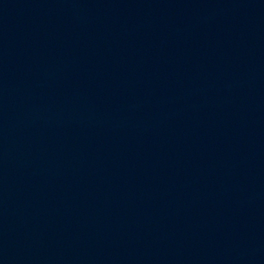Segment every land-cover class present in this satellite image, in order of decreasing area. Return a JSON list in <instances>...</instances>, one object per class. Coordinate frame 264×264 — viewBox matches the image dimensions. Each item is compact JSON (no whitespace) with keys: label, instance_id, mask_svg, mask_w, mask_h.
Returning <instances> with one entry per match:
<instances>
[{"label":"water","instance_id":"95a60500","mask_svg":"<svg viewBox=\"0 0 264 264\" xmlns=\"http://www.w3.org/2000/svg\"><path fill=\"white\" fill-rule=\"evenodd\" d=\"M0 264H264V0H0Z\"/></svg>","mask_w":264,"mask_h":264}]
</instances>
